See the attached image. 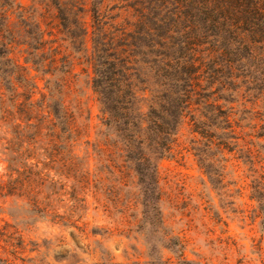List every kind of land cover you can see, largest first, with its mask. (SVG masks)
I'll use <instances>...</instances> for the list:
<instances>
[{"label":"rangeland","instance_id":"374dc122","mask_svg":"<svg viewBox=\"0 0 264 264\" xmlns=\"http://www.w3.org/2000/svg\"><path fill=\"white\" fill-rule=\"evenodd\" d=\"M14 1L32 12L45 38L54 39L53 46L60 45L58 56L70 71L60 76L62 98L72 120L63 130L44 107L50 74L27 69L36 87L12 80L18 93L13 100L0 79V183L8 184L0 189V225H13L10 230L23 240L14 252L7 247L10 261L264 264V206L253 190H264V136H256L264 123L261 102L233 95L234 102L226 104L233 107V124L240 125L239 145L208 153L212 181L193 150V140L199 137L184 119L171 152L156 160L159 221L149 225L137 172L112 139L102 135L100 104L87 61L89 36L85 49L77 53L59 39L52 0ZM115 2L105 0L104 5ZM127 16L122 11L117 20ZM85 19L89 22V15ZM8 21L15 27L16 15Z\"/></svg>","mask_w":264,"mask_h":264},{"label":"trees","instance_id":"16d2710c","mask_svg":"<svg viewBox=\"0 0 264 264\" xmlns=\"http://www.w3.org/2000/svg\"><path fill=\"white\" fill-rule=\"evenodd\" d=\"M79 1L52 0L59 39L80 53L89 36L87 61L100 104L102 135L133 165L144 186L145 218L155 226L156 160L171 152L184 119L199 137L193 140V150L212 181L208 153L239 145L240 125L233 124V107L226 104L240 95L264 108V0H111L116 1L111 6L104 5L105 0ZM122 11L128 16L119 22ZM12 14L15 27L8 21ZM53 40L45 38L31 11L14 0H0V79L13 100L18 93L12 80L36 87L27 69L50 74L44 107L66 130L72 114L62 98L60 76L70 72L69 64L58 56L60 45L53 46ZM261 129L258 138L264 136V123ZM7 186L0 183V189ZM253 190L264 206V190ZM12 227L0 225V264H13L6 249L14 252L22 245Z\"/></svg>","mask_w":264,"mask_h":264}]
</instances>
